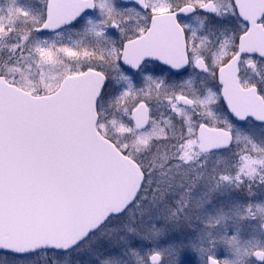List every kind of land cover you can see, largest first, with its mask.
Returning a JSON list of instances; mask_svg holds the SVG:
<instances>
[{
	"label": "snow or ice",
	"instance_id": "1",
	"mask_svg": "<svg viewBox=\"0 0 264 264\" xmlns=\"http://www.w3.org/2000/svg\"><path fill=\"white\" fill-rule=\"evenodd\" d=\"M0 264H264V0H0Z\"/></svg>",
	"mask_w": 264,
	"mask_h": 264
}]
</instances>
